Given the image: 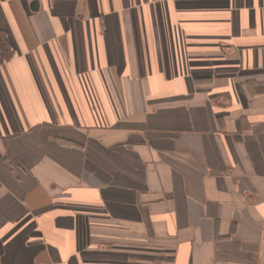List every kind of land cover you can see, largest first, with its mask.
<instances>
[{"label": "crops", "instance_id": "1", "mask_svg": "<svg viewBox=\"0 0 264 264\" xmlns=\"http://www.w3.org/2000/svg\"><path fill=\"white\" fill-rule=\"evenodd\" d=\"M0 30V264H264V0H0Z\"/></svg>", "mask_w": 264, "mask_h": 264}, {"label": "trees", "instance_id": "2", "mask_svg": "<svg viewBox=\"0 0 264 264\" xmlns=\"http://www.w3.org/2000/svg\"><path fill=\"white\" fill-rule=\"evenodd\" d=\"M11 53L10 45L6 41L5 34L0 30V62L8 60L11 57ZM65 143L68 145H76L75 143L70 142V140H65Z\"/></svg>", "mask_w": 264, "mask_h": 264}, {"label": "rangeland", "instance_id": "3", "mask_svg": "<svg viewBox=\"0 0 264 264\" xmlns=\"http://www.w3.org/2000/svg\"><path fill=\"white\" fill-rule=\"evenodd\" d=\"M62 143H63V144H66L65 141H62ZM66 145H68V144H66ZM68 205H70V204L68 203ZM80 206H81V205H80ZM82 206H84V204H83Z\"/></svg>", "mask_w": 264, "mask_h": 264}]
</instances>
